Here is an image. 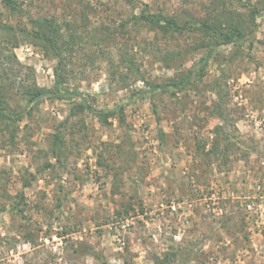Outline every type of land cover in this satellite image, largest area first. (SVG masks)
Segmentation results:
<instances>
[{
    "label": "rangeland",
    "instance_id": "374dc122",
    "mask_svg": "<svg viewBox=\"0 0 264 264\" xmlns=\"http://www.w3.org/2000/svg\"><path fill=\"white\" fill-rule=\"evenodd\" d=\"M14 1L22 14L0 0L8 108L39 87L115 114L47 98L0 121V264H264V0ZM148 15L213 30L162 31ZM42 18L60 58L23 30ZM228 26L240 43H221ZM211 50L181 92L133 96Z\"/></svg>",
    "mask_w": 264,
    "mask_h": 264
},
{
    "label": "trees",
    "instance_id": "16d2710c",
    "mask_svg": "<svg viewBox=\"0 0 264 264\" xmlns=\"http://www.w3.org/2000/svg\"><path fill=\"white\" fill-rule=\"evenodd\" d=\"M1 1L7 8L12 10L13 12L21 14L23 13L20 3H17L14 0ZM146 19H148L155 28L162 31L173 30L176 32H182L186 29H191L209 33L211 30H213V27L210 24L204 21L195 20L193 18L184 21L181 25L179 21H177V19L169 18L167 16L148 15ZM30 22L33 26V29L29 31L23 29L24 32L30 33L36 39L49 44L53 48L56 57L60 58L62 50L58 45V39L61 37L59 27H57L52 21L47 18L30 19ZM221 31L222 32H220L218 36L222 41L221 43H223L224 45L238 44L241 42V40L244 39V31H242L238 27L228 26ZM212 52V50L209 51L193 69L187 72V74H181L177 76V78H172L168 82L160 85H150L147 90L139 91L133 96H143L157 91L166 93L170 92L172 93V95H175L177 92H181L187 86H189L193 80L199 79L201 76H203ZM25 94L27 96V106L19 112L9 109L2 98H0V121H2L3 123L9 122L15 124L16 122L21 121L23 117H25V115L29 113L28 105L47 98L65 99L67 97H74L75 99H78L80 101L78 107L81 111L89 112L90 114H93L99 119L103 120L105 123H107L109 117L115 114V111H100L92 108L87 103L89 99L88 96L80 93H69L62 90H58L55 92L44 88L34 87L31 90L27 91ZM117 113H122V109H118ZM54 144H57V140L54 142Z\"/></svg>",
    "mask_w": 264,
    "mask_h": 264
}]
</instances>
